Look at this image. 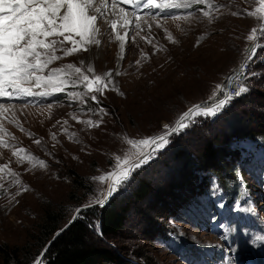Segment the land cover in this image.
Instances as JSON below:
<instances>
[{"label": "rangeland", "instance_id": "rangeland-1", "mask_svg": "<svg viewBox=\"0 0 264 264\" xmlns=\"http://www.w3.org/2000/svg\"><path fill=\"white\" fill-rule=\"evenodd\" d=\"M211 3L215 7L189 4L160 13L119 0L117 5L131 15L128 24L117 9L109 10V19L102 14L98 22L99 47L68 56L57 48L60 59L41 73L47 76L51 69H65L68 64L90 77L107 73L110 83L96 93V100L76 79L74 69H65L72 82L63 85L64 91L49 88L48 95L0 100V141L4 142L0 165H6L0 170L1 245L21 247L31 241L30 254L35 252L39 244L32 234L47 208H60L68 216L60 227L82 206L77 217H83L87 205H97L96 199L106 192V183L98 178L115 170L117 157L135 158L138 149L128 141L162 134L166 124L175 126L188 106L218 90L225 75L255 44L257 52L242 85L248 91L216 115L185 121L189 127L171 135L169 144L136 170L115 196L129 195L139 177L149 180L152 190L143 201L130 203L123 229L105 242L116 247L124 259L121 264H230L232 250L237 260L242 254L243 264H264V152L250 150L252 159L242 167L232 165L234 153L225 150L234 130L264 128V14L256 12L260 0ZM205 11L212 15L206 17ZM113 21L115 31L110 26ZM252 29H257L255 41L248 39ZM64 47L73 45L65 41ZM88 121L99 126H89ZM233 141L250 147L244 137ZM208 142L224 149L202 161ZM198 163L206 165L199 170L203 176L196 178ZM215 171L222 172L223 179ZM220 180L237 189L230 207L222 205L227 194L220 186L215 204L204 206L195 193L196 183L207 181L215 187ZM89 228L100 235L96 217ZM0 264L22 263L6 260L0 251Z\"/></svg>", "mask_w": 264, "mask_h": 264}, {"label": "snow or ice", "instance_id": "snow-or-ice-1", "mask_svg": "<svg viewBox=\"0 0 264 264\" xmlns=\"http://www.w3.org/2000/svg\"><path fill=\"white\" fill-rule=\"evenodd\" d=\"M109 2L115 8L119 0H101V7H97L94 0H0V96L48 95L47 89L49 88L53 92L64 91L63 85L66 82H72L66 79L65 69H74L76 79L85 84L87 91L92 93L91 99L96 100V93H102L104 86L110 83L107 79L109 75L107 73L103 77H90L84 75L79 67L72 64L66 65L65 69L53 68L47 76L41 73L53 61L60 59L55 54L57 48H60L63 54L68 56L79 52H88L92 46H100L98 22L103 18L102 14L107 12ZM126 2L134 6L142 5L144 9H154L160 13L185 7L189 4H207L209 8L215 7L211 0H160V2L158 0H126ZM260 2L262 6L256 9V12L264 14V0H260ZM120 13L124 23L128 24V13L123 8L120 9ZM203 14L206 17L212 15L208 11ZM247 14L251 16L255 13L249 12ZM233 15L239 14L233 12ZM110 26L113 31L117 28L114 21L111 22ZM160 26L157 24V27ZM136 27H140L138 22ZM252 32L253 35L249 36L248 39L255 41L257 29H252ZM127 35L130 33H126ZM261 35L264 36V33ZM50 37H63L64 39H49ZM74 37L80 39L76 40ZM142 38L151 43L150 38ZM117 39L123 42L125 37L117 36ZM169 39H171L170 36ZM65 41L71 43L73 47L65 48ZM121 46L123 47V43ZM256 52L257 48L254 44L247 59H253ZM87 71L89 73L93 71L91 66L87 68ZM62 72L65 73L64 77L60 75ZM32 85L36 88L43 87L46 90L42 92L33 91ZM247 91L248 89L242 86L235 95L240 96ZM232 99L231 95L225 94L224 99L219 100L212 108L193 106L179 117L175 126L164 125L166 130L164 133L145 139L129 140L128 143L138 149L134 154L135 158H130L127 155L123 158L117 157L115 170L108 173L107 176L98 178L106 183V192L98 197L95 203L101 208L105 207L109 198L117 194L125 183L133 178L137 169L146 165L157 152L169 144L171 135L189 127L191 117L216 115L217 111L224 108ZM2 108L3 105H0V109ZM185 121H189V123H185ZM87 123L89 126H99L98 123L92 121ZM3 143L0 141V145ZM19 151L23 152L24 150ZM13 154L18 153L14 152ZM4 167L6 165H0V170ZM16 182L18 183V181ZM91 206V204L87 205V207ZM74 219L76 217H73ZM63 230L61 229V231ZM37 264H39L38 261Z\"/></svg>", "mask_w": 264, "mask_h": 264}, {"label": "trees", "instance_id": "trees-1", "mask_svg": "<svg viewBox=\"0 0 264 264\" xmlns=\"http://www.w3.org/2000/svg\"><path fill=\"white\" fill-rule=\"evenodd\" d=\"M238 97L239 96L234 97L233 100L238 101ZM231 137V140H229L230 144L225 142L230 145V147L225 148V150H232L234 153L232 165L239 163V165L243 167L245 162L249 163L252 159V151L250 150L261 148L264 152V128L249 127L248 129L246 128V130L240 128L239 130H234ZM234 137L236 139H242L244 137L245 141L248 142L251 149L247 150V155L243 153L246 149L233 141ZM213 144L214 143L211 142L206 144L201 154V157H203L201 160L207 159V157L214 152L216 153L218 150L224 149L213 148ZM205 165V163H198V165L195 166L196 172L194 171V175H196V178L201 175L199 170ZM221 173L217 171L214 172L218 177ZM219 179L223 178L219 177ZM196 184H198V188L195 193H198L204 206L213 204V200L217 197L216 188L218 186L224 189L222 191L224 195L227 194L226 199L229 204L232 203L234 195L237 194V192H235L237 189L233 190L232 187L223 180H220V185L215 187L207 181L197 182ZM200 185H202V188L199 187ZM151 190L152 186L150 181L144 177H139L133 182L129 195L121 197L114 195L109 198L108 203L103 208L98 205L86 208L82 212L84 215L83 217H76V219L54 239L46 251L41 264H121L124 259L120 256L116 247H111L110 245L106 246L105 241L107 238L116 236L123 229L130 203L143 201ZM67 217L65 213H61L60 208H47L44 211L42 220L37 226L36 232L32 234L33 240L39 244L38 247L35 248V252L33 251V253L30 254L32 252L29 248L31 241H26L21 247L0 244L1 253H3L4 258L8 261L17 260L22 264H33L34 256L39 253L40 247H42L51 234L64 223ZM93 217L99 220L100 235H96L89 228V222H91ZM141 254L143 253L141 252ZM19 256L21 258H19Z\"/></svg>", "mask_w": 264, "mask_h": 264}, {"label": "built area", "instance_id": "built-area-1", "mask_svg": "<svg viewBox=\"0 0 264 264\" xmlns=\"http://www.w3.org/2000/svg\"><path fill=\"white\" fill-rule=\"evenodd\" d=\"M249 51L246 52L244 58L234 65L231 70L223 78L218 90L209 98L203 99L200 102H195L196 105H199L203 108H212L219 100L224 99L225 94L231 95L233 98L237 97L235 95L236 91L242 87L246 77L250 72V60L247 59ZM221 90V93L219 91ZM218 96V100L215 103L209 101L212 97Z\"/></svg>", "mask_w": 264, "mask_h": 264}, {"label": "water", "instance_id": "water-1", "mask_svg": "<svg viewBox=\"0 0 264 264\" xmlns=\"http://www.w3.org/2000/svg\"><path fill=\"white\" fill-rule=\"evenodd\" d=\"M253 44H254V42H253ZM193 106H196V103H193V104H191L190 106H188L184 111H183V113L184 112H186V111H188V109L189 108H192ZM183 113L181 114V115H183ZM180 115V116H181ZM84 208V206H82V207H79V208H77L76 210H75V212L73 213V215L70 217V219L62 226V227H60L59 229H57L52 235H51V237L46 241V243L44 244V246L42 247V249L40 250V252H39V254H38V256L36 257V259H35V262H34V264H37V261L39 262V264H40V261H41V259H42V257L44 256V254H45V252L48 250V248L50 247V245H51V243L54 241V239L62 232L61 231V229H65L66 227V225L68 226L72 221H74L73 220V217H77V215L80 213V211H81V209H83ZM77 210H79V211H77Z\"/></svg>", "mask_w": 264, "mask_h": 264}, {"label": "bare ground", "instance_id": "bare-ground-1", "mask_svg": "<svg viewBox=\"0 0 264 264\" xmlns=\"http://www.w3.org/2000/svg\"><path fill=\"white\" fill-rule=\"evenodd\" d=\"M96 1H98V2H96ZM94 2H95V4H96V6L97 7H101L102 5H101V0H94ZM122 7H120L119 5H116V7H115V9H117L119 12H120V9H121ZM109 10H113V7H112V5H111V3L109 2V4H108V7H107V12L106 13H104L106 16H107V18L106 19H109V15L111 14V11H109ZM125 12H126V10H125ZM113 13V12H112ZM127 13V12H126ZM93 14H95L94 12H93ZM116 15V14H115ZM120 15V14H119ZM116 17V16H115ZM114 17V18H115ZM128 17H131V15L128 13ZM120 19L121 20H123L122 19V17H120ZM121 20H119V21H121ZM129 20V19H128ZM117 21V20H116ZM110 22V21H109ZM101 36V35H100ZM219 91H220V93H221V90L219 89ZM216 100H218V96H215V97H212L209 101H211V103H215L216 102ZM256 261V260H255Z\"/></svg>", "mask_w": 264, "mask_h": 264}]
</instances>
